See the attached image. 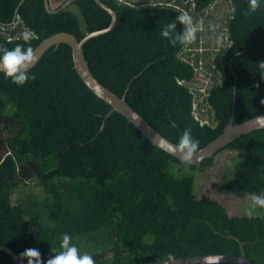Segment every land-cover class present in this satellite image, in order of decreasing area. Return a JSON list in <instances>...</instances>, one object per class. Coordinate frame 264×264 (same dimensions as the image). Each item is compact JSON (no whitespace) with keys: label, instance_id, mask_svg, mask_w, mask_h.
Segmentation results:
<instances>
[{"label":"trees","instance_id":"trees-1","mask_svg":"<svg viewBox=\"0 0 264 264\" xmlns=\"http://www.w3.org/2000/svg\"><path fill=\"white\" fill-rule=\"evenodd\" d=\"M21 1L0 0V44L9 49L25 43V31L32 32L35 50L58 33L81 41L112 21L94 0H76L56 14L46 11L45 0ZM100 1L118 19L113 30L84 45L89 67L164 137L178 144L190 128L201 150L224 132L233 111L235 125L264 114V5L252 12L249 0ZM212 9L224 15L226 46L206 44L201 51V27L195 42L173 47L169 39L185 28L178 21L172 37L161 36L183 12L211 29ZM202 63L211 78L209 111L201 108L197 116L190 83ZM30 72L35 79L24 85L0 72L1 246L25 261L21 253L36 248L41 255L34 259L46 264L67 233L95 264H144L240 256L234 236L254 264H264V218L230 216L219 201L199 197L195 173L214 167L225 151L237 152L223 189L239 198L259 194L264 129L241 136L201 166L186 167L120 113L106 118L112 107L83 83L69 45L52 47ZM15 189L23 190L16 202ZM0 264L16 263L0 251Z\"/></svg>","mask_w":264,"mask_h":264},{"label":"water","instance_id":"water-1","mask_svg":"<svg viewBox=\"0 0 264 264\" xmlns=\"http://www.w3.org/2000/svg\"><path fill=\"white\" fill-rule=\"evenodd\" d=\"M76 0H66L60 8H54L51 4V0H45V9L48 13L56 14L62 9L70 6ZM98 6L106 10L112 17L111 24L108 28L95 31L87 34L81 41L73 34L58 33L47 39H44L38 47L34 50L39 57L38 62L55 45L66 44L72 48L74 67L83 83L100 99L105 101L112 107V110L107 115L109 118L114 112H118L123 115L129 123L133 124L153 145L167 152L171 156L180 160V155L177 149V144L170 141L159 133L154 127H152L148 121L139 114L126 100V95L119 97L109 88L101 84L93 75L89 63L86 59L84 52V45L93 37H98L113 30L117 23V13L109 6L101 2L100 0H94ZM25 0L21 1L22 5ZM19 9H17L18 11ZM16 11V12H17ZM33 66V68L38 64ZM3 72V71H0ZM235 109V108H234ZM264 129V114L258 117L252 118L246 122L235 125L234 124V111L233 118L229 125L224 129V132L213 142L208 144L203 149L199 150L195 157V162L191 165L201 166L207 159L213 158L219 151L226 148L228 145L239 139L241 136L249 134L251 132ZM181 161V160H180ZM240 244V256L229 255H208L197 256L188 258H177L165 261H156L144 264H254L246 255L245 244L234 236H231ZM0 251L6 252L12 258L16 264H28V261L20 258L12 249L1 246Z\"/></svg>","mask_w":264,"mask_h":264},{"label":"clouds","instance_id":"clouds-1","mask_svg":"<svg viewBox=\"0 0 264 264\" xmlns=\"http://www.w3.org/2000/svg\"><path fill=\"white\" fill-rule=\"evenodd\" d=\"M262 5H264V0H249V7L252 12H256ZM177 21L185 26L184 31L182 34H176L174 38L169 39V43L175 47L177 41L181 45H189L195 42L202 22L194 23L193 17L187 12L180 13L174 20L165 24L161 29V36L163 38L172 37L177 27ZM210 27L214 29L215 26L211 25ZM22 38L25 43L17 44L11 49L0 44V71H3L5 77H10L12 83L17 85H24L29 80L35 79L30 70L39 60L30 44L32 32H23ZM259 66L264 69V63ZM171 126L176 127V123L173 121ZM176 147L181 163L187 167L195 162V157L200 149V141L193 136L190 128H185ZM262 210H264V190L260 191L259 194H252L251 205L245 210L244 215L249 219L258 216L264 218ZM71 239V236L65 233L60 245L61 251L49 258L46 264H95L93 256L81 253L78 247L71 243ZM21 255L28 258V264H38V260L34 258H39L41 253L36 248H28Z\"/></svg>","mask_w":264,"mask_h":264},{"label":"rangeland","instance_id":"rangeland-1","mask_svg":"<svg viewBox=\"0 0 264 264\" xmlns=\"http://www.w3.org/2000/svg\"><path fill=\"white\" fill-rule=\"evenodd\" d=\"M66 0H51V4L54 8L60 7ZM229 5L226 4L223 8V11L227 10ZM216 18L212 21V25H214V29H206L204 27V21L201 20V27L204 29L201 30V42L199 47L202 48L201 51H204V47L206 44L209 45V48H213L216 45L220 47L226 46V42H223L221 36L225 32V27L222 22L223 20V13L222 11H217L216 9L211 10ZM200 51V52H201ZM203 53V52H201ZM205 63H202L197 72L195 79L190 83L193 91L196 94L197 101H196V114L200 116V109H203V113L207 114L209 109L206 105V96L208 93V89L211 85V78L210 75L205 71L204 67ZM204 104V106H200ZM204 121L208 120V116L205 115L203 118ZM238 155L237 152L232 151H225L221 155L216 157V164L214 167L206 170L205 172H195L196 173V190L197 195L199 197L207 196L214 200L219 201L228 211L230 216H245V210L251 205L252 202V195H248L246 197H235L232 194L225 191L222 187L224 180L230 179L232 177V162L234 158ZM230 162V163H229ZM32 187V185L30 186ZM32 190L34 188H31ZM34 192H40L39 189L33 190ZM21 190L15 189V193L13 194V201L16 202V199L23 194Z\"/></svg>","mask_w":264,"mask_h":264},{"label":"flooded vegetation","instance_id":"flooded-vegetation-1","mask_svg":"<svg viewBox=\"0 0 264 264\" xmlns=\"http://www.w3.org/2000/svg\"><path fill=\"white\" fill-rule=\"evenodd\" d=\"M61 6H62V5H61ZM61 6H60V7H61ZM60 7H58V8H60Z\"/></svg>","mask_w":264,"mask_h":264}]
</instances>
